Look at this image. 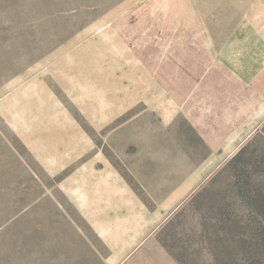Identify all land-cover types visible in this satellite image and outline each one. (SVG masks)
<instances>
[{
    "label": "rangeland",
    "instance_id": "obj_1",
    "mask_svg": "<svg viewBox=\"0 0 264 264\" xmlns=\"http://www.w3.org/2000/svg\"><path fill=\"white\" fill-rule=\"evenodd\" d=\"M261 44L264 0H0V264H264ZM93 159L136 205L81 204Z\"/></svg>",
    "mask_w": 264,
    "mask_h": 264
},
{
    "label": "crops",
    "instance_id": "obj_2",
    "mask_svg": "<svg viewBox=\"0 0 264 264\" xmlns=\"http://www.w3.org/2000/svg\"><path fill=\"white\" fill-rule=\"evenodd\" d=\"M259 31H248V37L242 40L238 34L226 41L222 47L218 50L219 62L238 80L245 85H249L248 74L243 71L244 59H250L249 55L252 49L258 47V40H254V36H259ZM253 36V37H252ZM259 38V37H258ZM261 47H264L261 44ZM248 68V67H247ZM68 156L69 159H65V163L72 162L77 157L76 152ZM103 163L101 167H97V162ZM84 167L88 168L87 172L82 171V181L91 182L86 191L83 187H79V195L83 198L81 204L92 205L96 207L90 209L92 212H106V206H112L113 204L121 203L129 205L131 202L136 205V195L130 189L129 185L124 182L122 177L118 174L116 168L108 160L93 159L89 161ZM98 168V169H97ZM77 180V179H76ZM75 180V181H76Z\"/></svg>",
    "mask_w": 264,
    "mask_h": 264
}]
</instances>
